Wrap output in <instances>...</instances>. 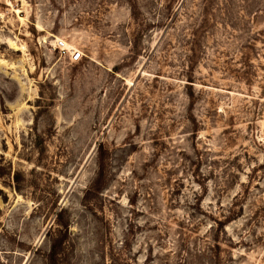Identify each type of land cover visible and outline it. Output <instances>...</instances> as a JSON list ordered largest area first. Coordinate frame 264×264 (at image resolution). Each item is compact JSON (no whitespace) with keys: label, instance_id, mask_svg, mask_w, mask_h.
<instances>
[{"label":"rangeland","instance_id":"374dc122","mask_svg":"<svg viewBox=\"0 0 264 264\" xmlns=\"http://www.w3.org/2000/svg\"><path fill=\"white\" fill-rule=\"evenodd\" d=\"M0 264H264V0H0Z\"/></svg>","mask_w":264,"mask_h":264},{"label":"built area","instance_id":"2783aa9c","mask_svg":"<svg viewBox=\"0 0 264 264\" xmlns=\"http://www.w3.org/2000/svg\"><path fill=\"white\" fill-rule=\"evenodd\" d=\"M65 46H66V43L61 39H58L55 44V47L60 50L63 49ZM69 59L73 62L79 61L81 59V52L74 48L71 49L69 53Z\"/></svg>","mask_w":264,"mask_h":264},{"label":"trees","instance_id":"16d2710c","mask_svg":"<svg viewBox=\"0 0 264 264\" xmlns=\"http://www.w3.org/2000/svg\"><path fill=\"white\" fill-rule=\"evenodd\" d=\"M58 214L60 215L61 214V212H58ZM55 248H53V250H52V252H53V255L55 254Z\"/></svg>","mask_w":264,"mask_h":264}]
</instances>
